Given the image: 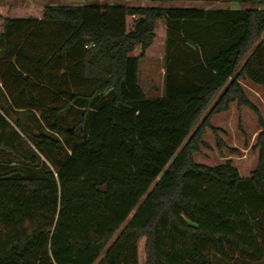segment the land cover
<instances>
[{"label":"trees","instance_id":"1","mask_svg":"<svg viewBox=\"0 0 264 264\" xmlns=\"http://www.w3.org/2000/svg\"><path fill=\"white\" fill-rule=\"evenodd\" d=\"M238 1L258 8L0 5V97L37 125L21 156L0 110V151L24 164L0 167V264H264V119L240 84L264 98V0ZM147 59L162 98L139 85ZM232 104L257 121L247 178L194 161Z\"/></svg>","mask_w":264,"mask_h":264},{"label":"rangeland","instance_id":"2","mask_svg":"<svg viewBox=\"0 0 264 264\" xmlns=\"http://www.w3.org/2000/svg\"><path fill=\"white\" fill-rule=\"evenodd\" d=\"M0 5L17 8L84 6L107 7L111 5H117L123 8L167 7L199 10H204L206 8L230 10L258 8L257 6L241 4L238 0H203L197 2L178 1L169 3H152L145 1L112 2L106 0H0ZM263 8L264 6L259 7V9ZM164 66L165 64L162 59H147L141 61L139 66V85L147 99H158L163 96L161 88L164 82V79L162 78ZM240 84L242 85L247 98L258 108L264 119V98L262 91L247 81H241ZM0 110H2V112L6 115V118L12 127H14L13 123L15 120L20 122L21 128L17 129L22 136V139L19 141L17 146L19 154L21 156L27 155L29 150H32L37 154L36 150L27 140L30 134L36 133L37 127L36 122L31 118V116L23 112H12L9 109L6 100L2 97H0ZM79 119V111H67L63 113L60 121L62 130H68L74 127V125L78 123ZM210 123L212 127L216 128L218 131L216 135H213L209 130L205 132L203 141L208 145V148H201L200 152L194 155V161L198 164L216 166L223 164L229 159L232 161V165L238 170L240 176L242 178H247L256 165L257 156L256 153L251 150V147L254 144V139L258 133L256 118L249 110H237L235 104H232L228 112L212 117ZM59 137L63 142L68 139L64 133H61ZM216 139L220 140L223 144L224 147L222 150L217 149ZM64 150L65 152H63L62 155L53 154L50 157L53 160H56L68 152V147L64 148ZM40 160L45 162L51 169L53 168L50 160H46L41 155ZM1 166L17 167L24 166V164L17 155L0 151V167Z\"/></svg>","mask_w":264,"mask_h":264},{"label":"crops","instance_id":"3","mask_svg":"<svg viewBox=\"0 0 264 264\" xmlns=\"http://www.w3.org/2000/svg\"><path fill=\"white\" fill-rule=\"evenodd\" d=\"M208 9H213V8H206V9H204V10H208ZM162 78L164 79V70H163V72H162ZM161 90H162V93L164 94V82H163V84H162V88H161ZM163 97V96H162ZM162 97H160V98H162Z\"/></svg>","mask_w":264,"mask_h":264}]
</instances>
